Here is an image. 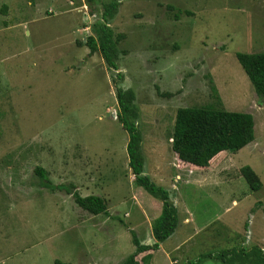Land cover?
Instances as JSON below:
<instances>
[{
	"label": "rangeland",
	"instance_id": "1",
	"mask_svg": "<svg viewBox=\"0 0 264 264\" xmlns=\"http://www.w3.org/2000/svg\"><path fill=\"white\" fill-rule=\"evenodd\" d=\"M111 1L0 0V264H122L133 234L154 243L161 202L134 183L113 79L135 95L143 174L168 192L178 219L190 213L197 227L208 224L179 254L168 238L143 255L145 264H193L209 254L225 262L197 264H260L239 250L264 251L263 223L252 220L264 193V102L235 54L264 52V0H117L107 21L116 71L79 44ZM209 106L254 121L253 142L225 151L230 164L212 174L182 167L170 147L177 110ZM36 167L53 185L104 199L107 214L43 188ZM249 169L263 184L258 193Z\"/></svg>",
	"mask_w": 264,
	"mask_h": 264
},
{
	"label": "trees",
	"instance_id": "2",
	"mask_svg": "<svg viewBox=\"0 0 264 264\" xmlns=\"http://www.w3.org/2000/svg\"><path fill=\"white\" fill-rule=\"evenodd\" d=\"M118 1L112 0L103 6L102 22L92 25L91 35L79 44L89 50V55L99 53L106 66L112 70H118L117 39L113 38V32L108 25V19L117 10ZM235 57L245 73L256 96L264 102V52L236 53ZM121 78V74H117ZM115 86L116 103L119 114L115 119L121 128L127 133L126 153L128 167L138 188L143 189L153 198L161 202V212L151 225V233L154 239L152 245H144L132 235V243L135 247L122 264H145L144 254L148 251H156L159 245L167 240L175 231L178 223L177 208L169 200V194L162 187L157 186L149 177L143 174V157L140 153L141 135L131 119H137L138 115L134 107L135 95L132 90H123ZM215 96L218 93L212 88ZM171 151L176 161L187 169L207 170L216 158L225 151L237 153L239 150L252 143L254 140V121L252 115L241 112H229L220 107H185L176 112L172 134L170 137ZM179 165V168H180ZM246 181L252 191L258 190L261 182L256 180L250 169L247 171ZM34 174L40 179L43 188L51 191L64 190L70 195L74 203L83 211L97 216L107 214L104 199L98 196L81 197L73 185L51 184L47 172L36 167ZM252 250V251H251ZM240 249V256L245 257L249 252L254 253L260 264H264V251L262 249ZM253 254V255H254ZM225 262L223 255H203L197 263L205 259ZM193 263V264H197ZM54 264H70L55 260ZM191 264V263H188Z\"/></svg>",
	"mask_w": 264,
	"mask_h": 264
},
{
	"label": "crops",
	"instance_id": "3",
	"mask_svg": "<svg viewBox=\"0 0 264 264\" xmlns=\"http://www.w3.org/2000/svg\"><path fill=\"white\" fill-rule=\"evenodd\" d=\"M170 147H171V144H170ZM228 158L229 157L226 154V152H222L216 158V160L212 163V165L209 168H207V171L205 173H208V174L211 173L212 174V173H214V171L221 169L223 167H226L228 164H230V159H228ZM187 170H190V169H187ZM176 178L178 179V175L176 176ZM177 179H175V181ZM185 182H188V181H185ZM262 188H263V184L261 183L260 188L258 190H254L253 193H258V192L262 191ZM262 198H264V193H262V197L257 200V201H260L262 204H260V209L256 210L255 213L252 214V220H254L256 217L261 218L260 221H261V223H263L261 237H262V239H264V202L261 200ZM242 203H243V200L241 199V201H239V203L235 207L239 206ZM233 204H235V203H233ZM228 210L229 209L227 208L226 211H228ZM189 214L188 215L185 214L182 218L178 219L177 227H176L175 231L173 232V234L169 237V239H173L172 240L173 242H171L169 245V247H171V249H169V250H173V252H176L175 254H179V252L182 251L183 246H185V244H186V240L192 239L193 237L198 236V234L205 227L208 226V224H206V225H202V226L197 227L194 220H192L193 217L190 216L191 214L190 215ZM223 225H228V224L224 223ZM185 231H188L189 233H185ZM151 238L154 242L152 233L150 232V239ZM165 242H166V240L159 245L160 250H163ZM149 244L151 245L152 243H149ZM159 249H157V250H159ZM177 251H179V252H177ZM209 255H211V254H209ZM211 260H213V259H211Z\"/></svg>",
	"mask_w": 264,
	"mask_h": 264
}]
</instances>
